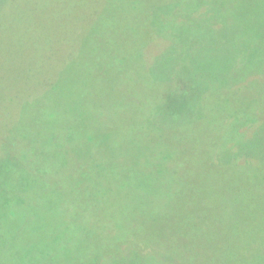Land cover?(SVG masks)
I'll return each instance as SVG.
<instances>
[{
  "label": "rangeland",
  "instance_id": "1",
  "mask_svg": "<svg viewBox=\"0 0 264 264\" xmlns=\"http://www.w3.org/2000/svg\"><path fill=\"white\" fill-rule=\"evenodd\" d=\"M6 1L0 0V6ZM118 1L125 2L121 6L122 9L109 11L110 16L105 18L106 21L102 19V25L97 19L88 32L87 24L95 9L85 5L83 0H49L48 2H53L52 5H63L67 9V19L58 16V22L52 23L48 32H45L46 26L32 25V29L37 33H26L18 27L20 22H8L11 17L31 18L33 0H9L0 15L5 24L12 27V32L9 33L14 34L16 43L19 44L15 45L16 48H0V203L7 200L11 206L3 208L0 204V210L7 209L12 216L4 223L1 222L3 225L0 227V233L4 235V240L0 244V264H4L3 255L8 256L3 254L5 248L17 245L19 249L11 252H17V256L21 255L18 253L24 248L29 249L28 264H155L156 258L164 260L166 256L170 261H175L174 264H214L208 257V252L211 251L209 249H196L194 252L197 255L193 256V252L190 257L188 248L184 250V257L168 251V243L156 241L146 246V243L134 239L138 237L132 233L129 232L132 235L130 236L114 227V214L102 221L93 210H98L100 216H103V213L108 215L103 211L105 203L96 205L88 196L83 199L86 202L89 200L91 205H86V208L92 212L83 207L81 212L76 213V217H69L67 209L77 205L76 201H73L74 197L82 200L84 195H77L74 191L83 187V184L81 181H72L70 176L73 175H67L65 181L68 191L72 189L75 195L63 189V184H60L57 176L53 177L52 184L58 186L56 189L62 200L59 202L64 204V208L56 209L58 218L51 220L53 230L49 232V227L45 225L47 213L42 214L39 207L25 203L29 201V197H42L37 194L39 191L35 193V186L37 182L44 185L50 181L43 177L38 179V173L35 172L36 162L45 165L47 173L50 174L49 161L53 158L54 150L61 159L57 166H53L55 170L63 166L64 175L65 169H68L67 174L76 172L78 174L75 175L78 176L81 173L80 176L84 175L85 185L99 177L100 182L95 185L96 189L109 182L113 176L111 173L118 175L124 169L126 173L131 172L129 167L136 168L141 177L144 174L140 178L144 180L149 170L148 159L153 161L155 166L161 163L159 166L166 168L172 178L183 176L185 173L182 169L190 166V173L184 176L185 182L179 184L188 188L189 192H183L179 196L180 189L175 192L178 184L173 179L170 190L161 188L163 193L168 194L163 196L167 199V214V205L171 203L168 208L169 214L171 213L169 216H172L173 210H177L179 214V206H184L188 201L195 205L209 201L204 197L207 194L204 186L206 183L201 180L205 165L210 168L207 176L212 180L213 176H217L212 169H219V173H223V168L232 160L242 159L243 156L250 160L259 158L257 163L264 162V81L258 79V76H239L232 91L212 93L211 102L206 104L207 99L201 97L210 94L205 95L206 87L200 83L201 77H204L201 73L206 71L200 69L201 61L213 63L217 60V55L224 52L227 59L234 51L239 50L242 43L232 44V38L242 35L246 38L247 46L264 47V33L260 31L264 15L243 9L240 0H165L167 8L170 9L168 13L172 15L162 20L163 27L171 31L177 30L180 34L175 36L192 40L196 49L190 50L188 69H178V65L172 62L166 64V72L161 68L162 53L158 52L152 67L154 71H157V75L167 78L170 69L176 76L161 82L159 86H152L147 62L145 65L136 58L137 54L145 51L143 46L146 43L149 46L148 42L155 38L156 33L152 38V35L144 34L149 28L142 27L141 30H144L141 31L136 30V27L138 28L143 19H149L151 23L153 13L149 10L152 8L150 3H158L159 0ZM255 1L258 2L255 8L260 12L258 4L264 0ZM189 3L199 5L197 9L189 12L184 10V5L193 6ZM18 7L19 12L11 15V8ZM144 8L147 9L149 18H142ZM99 15L104 17L106 13ZM41 18L39 12L35 19L41 23ZM43 27L46 36L38 34ZM255 29L260 30L256 32ZM7 35L6 32L5 36ZM145 36L147 39L143 41ZM175 36L170 35V39L175 40ZM40 52L50 55H42V58ZM166 52L169 60L179 54H168L169 47ZM32 53L34 60L30 58L31 62L23 58V55ZM236 56L226 60L228 66L234 65ZM238 61L239 57H236V63ZM151 62L150 59V64ZM261 68L264 69V65H261ZM250 72L252 75L253 71ZM78 77L83 84L76 81ZM139 79L147 81L143 83ZM80 86L83 89L82 100H77L76 97L71 99L73 92L79 91ZM149 87L158 88L156 95L153 90L152 97L148 95ZM182 92L195 96L188 105L183 103L180 107V115L182 114L183 118L175 127L192 129L183 138V147L176 149L182 150L181 152L167 149L162 154V142L156 138L162 134V130L155 124L157 130L148 128L146 123H153L152 108L158 109L155 116L160 119L161 109L172 104L169 97L177 98L178 93L181 95ZM227 100L230 102L223 104ZM196 103L199 105L198 109L203 104L204 110L191 108ZM62 110L64 112L61 114ZM192 116L194 117L191 118ZM187 117L189 118L184 120ZM198 128H202L203 134L207 135L211 134V130L213 132L218 129L219 133L223 134L212 143L208 141L209 145H212L210 147H213L212 158L204 152L208 143L199 144L207 142L208 139L198 138ZM242 136L247 137V142L242 147L234 146ZM79 138L82 139L79 141ZM85 139H89L88 142ZM253 149H256L261 157L253 155L250 151ZM188 151H191L190 154ZM175 160H178L177 164ZM246 175L254 181H262L263 204L259 200L257 201L260 204L245 200L242 205L245 213H249L250 209L254 210L251 215L257 216L255 219L259 221L258 228L261 231L264 229V170L251 166ZM192 185L204 186V190L191 195L194 192L191 189H195ZM62 190L64 194L61 193ZM117 192L115 188L114 193ZM68 194L71 197H68ZM120 196L121 194L116 196L115 201L107 204L109 212H115L117 199H122ZM229 197L230 200L233 199L232 194H229ZM243 197L247 199L246 193ZM54 200V196H51V201ZM44 201L46 202V199L43 197L40 202L45 203ZM190 204L186 206H191ZM261 204L262 208L259 209ZM19 207L21 217L18 219L13 211L19 210ZM136 209L141 208L136 206ZM255 219L250 217V220ZM0 220L3 221L2 211ZM94 221L104 228H110V235H103L100 230L103 228L92 227L90 223ZM125 221L128 224L129 219ZM262 236L264 240V233ZM243 240L246 242L247 238ZM247 244L253 249V244ZM236 245L235 243L234 246ZM241 253L240 255L245 257V252L241 250ZM178 256L185 260H179L176 258ZM214 256H219L217 251L216 255L210 257ZM251 257L259 258L255 254ZM216 260L218 261L217 257Z\"/></svg>",
  "mask_w": 264,
  "mask_h": 264
},
{
  "label": "trees",
  "instance_id": "2",
  "mask_svg": "<svg viewBox=\"0 0 264 264\" xmlns=\"http://www.w3.org/2000/svg\"><path fill=\"white\" fill-rule=\"evenodd\" d=\"M9 0L6 1V3ZM49 0H33L30 13H32L31 18L29 19H21V18H8L9 23L12 24L16 22V24H19V28L22 29L24 32H35L32 29V25H38V26H46L45 32H48V30L51 28V24L54 22H58V16L64 17L65 19L67 16V9L64 8L63 5H52L53 2H48ZM60 1V0H59ZM85 1V5L92 6L93 7V13L91 14L92 17L89 19L86 32L91 29V26L94 24L93 22H96L98 19L99 24L102 25V19L104 21L105 18H109L110 13L109 11H115L117 9H122L121 6L125 2H121L118 0H83ZM241 7L245 10H252L255 11L257 14L264 15V2L258 4V6L261 8L260 12H257L255 8V4L258 2L255 0H240ZM6 3L2 4L0 6V15H2V11L4 10V7ZM152 8L149 9L151 14L153 13L151 23L149 22V19H143L139 22L138 28L136 27V30H141L142 27L149 28L146 30L144 34L146 35H155V38L149 43L147 46H143L145 48L144 52H140L137 54L136 60L144 63L147 62V66L149 68V77L151 82L153 83L152 86H159V84L163 81H167L168 79L172 78L173 76H176L173 71L168 70V76L167 78H163V76L157 75V71H154L153 63L154 58H156V54L158 52L161 54V64L162 69L166 68V64H170L172 62L176 63L178 66V69L185 70L188 69V63L191 60L190 59V50L196 49L193 44L192 40L186 39V38H179L178 36L180 33L176 31L167 30L166 27H163L164 23L162 20L166 18H170L172 14H169L168 11L170 9L167 8V4L165 3V0H159L158 3L155 1L150 3ZM193 6H185L184 10H187L189 12L194 11V9H197V6L199 3H189ZM49 5V6H48ZM182 9V7H181ZM20 8H11V15L19 12ZM75 10V9H74ZM66 11V12H64ZM106 11V12H105ZM41 12V23L35 19V16ZM76 12V10H75ZM89 12V10H88ZM102 12L106 13L104 17L100 16ZM77 14H80L76 12ZM147 13V9H143L142 18H149ZM169 14V15H167ZM99 16V18H97ZM113 16V15H111ZM75 18V17H72ZM154 20H156L154 22ZM143 21V22H142ZM145 22V23H144ZM42 24V25H41ZM5 20L0 16V48L6 49L8 48H16V39L14 34L9 33L12 32V27L10 25H6L5 27ZM199 25V24H198ZM114 26L116 27V23H114ZM112 27V28H115ZM154 32H152V29ZM44 27L38 34L45 35L43 31ZM261 29V30H260ZM259 30L264 33V23L261 24V28ZM144 30V29H142ZM141 30V31H142ZM257 30V31H259ZM256 31V29H255ZM256 31V32H257ZM8 33L7 36H5V33ZM37 33V32H35ZM175 36V40L170 39V35ZM97 36V35H96ZM138 39V38H137ZM147 37L145 36L143 41H145ZM234 43L240 44L242 43L239 50H236L231 54L229 57L236 56L239 57V61L236 63V57L235 62L233 66H228L226 63V60L229 58H225V52L221 55H217V60L213 63H206L204 61L200 62V69H205V72H202L201 74L204 77H201V82L206 87L205 90H207V94H210V96H199L201 98L207 99L205 101V104L207 102H211V96L212 93L221 94L224 92H230L229 90H233L232 87H235V81L237 77L243 76L245 78L246 76H258L257 78L264 81V69L261 68V65H264V47H258L256 46H247L246 45V38L242 35L238 36L237 38H232ZM231 39V40H232ZM167 40V41H166ZM162 42H165V44H162ZM145 43V42H144ZM181 43L183 46H180ZM219 43V42H218ZM19 45V44H18ZM137 47V45H136ZM167 47H169L168 54L171 53H179L177 56L172 57L170 60L168 59L169 56L167 55ZM139 48H142V46H139ZM24 49V48H22ZM20 51V50H19ZM26 51H32V50H26ZM48 57L50 53H41L40 57L43 58V56ZM52 56V53H51ZM23 58L34 60L33 53L23 55ZM31 58V60H30ZM150 59L152 60L150 64ZM28 62V63H30ZM236 63V64H235ZM173 69V68H172ZM165 71V70H164ZM253 71V74L251 75V72ZM166 72V71H165ZM177 73V71H176ZM178 74V73H177ZM256 74V75H254ZM260 77V78H259ZM140 82L142 79H139ZM76 81L82 82L79 80V77L76 78ZM143 83L147 80H142ZM154 82H159L155 83ZM170 82V81H168ZM83 84V83H81ZM173 87V85H172ZM82 86H80L79 91L75 90L73 92L71 99H77L82 100V93L81 89ZM151 89V90H149ZM152 90L153 94L156 95L158 88H147V93L150 97H152ZM195 94H190L186 92H182L181 95L178 93V97L174 98L173 96L169 97V100H171L170 105L168 106H160L165 107V109H161L162 112H160L161 117L160 119L155 116V114L158 112V109H151V115L153 116L151 121L153 123H149L147 121L146 125L148 128L154 129V124L158 126L157 128H160L162 131H160L162 134H159V137H156L160 142H162V154L166 152L167 149L177 151V153L181 152L182 150H176L178 147L182 146L183 138L188 134V132L191 131L192 127L189 129H184V127H175L177 124H180L182 121L183 116L180 115V107L182 104H189V101L191 98H193ZM223 97V96H222ZM84 100V99H83ZM230 101H225V103H229ZM71 106V105H70ZM191 107V105H190ZM198 103L192 105L191 108H196L198 111H203L204 109L203 104L199 108ZM0 108L2 109V105L0 104ZM72 108V107H71ZM65 109V108H64ZM63 109V110H64ZM67 109H69V105L67 106ZM62 110L61 114L64 112ZM141 110V109H139ZM192 116L191 118H193ZM15 116L12 118L14 119ZM189 117L185 118L184 120L188 119ZM183 120V121H184ZM150 121V122H151ZM157 128H155L157 130ZM197 128V127H194ZM215 129V128H213ZM202 128H198V138L206 137L205 139H208L207 142H200L199 144L205 145L208 143V145H205L206 151L205 154L209 155L210 158H212V149L213 147H210L212 145H209V142L212 143L215 141L216 138L222 137L223 134L219 133V129L210 131L211 134H203L201 131ZM214 133V134H213ZM264 138V135H262ZM82 138H79V141ZM247 137H241L239 141L235 143L234 146L242 147L247 142ZM86 142H88L89 139H85ZM209 141V142H208ZM264 144V142H263ZM183 147V146H182ZM185 148V147H184ZM194 149V147H192ZM53 150V149H52ZM192 150V149H191ZM253 155H258L256 149L250 150ZM188 151L187 153L190 154ZM237 153V152H235ZM241 153V152H238ZM237 153V154H238ZM53 158L49 161V164L51 166L50 174L47 173V167L45 165H40L38 162H36L35 166V172L37 174L38 179L40 178H46V180H49L50 182L42 185V183L37 182L35 186V193L38 195H41L42 197H29V201L26 202V199L24 201L25 204L39 207L42 214L47 213V220L45 221V225L49 227V232H52L53 230V224L51 223V220H56L58 218V215L56 214V209L64 208V204L60 198L58 190L56 189L58 186H54L52 183L53 177L57 176L60 180V184L62 183V187L64 190H67L66 185V177L67 175H73L70 176V179L74 182L81 181L83 184V187L79 189H75L79 195L83 193L82 200L77 198V196L74 197L73 201H76L77 205L74 207H71L68 210L69 217H76V213L81 212V209L84 207L86 208V205H91L88 201L92 200L96 205H99L100 202L105 203V207L103 211L107 213L108 215L100 216L98 213V210H93L94 214L96 212L97 216L102 220L104 218H109L110 215H113L114 220V227L119 228L120 230L125 231L128 235L137 236L139 239V242L146 243V246L153 242H160V243H168L166 246L168 251L174 252L184 256L185 251L189 248L190 251V257L192 253L196 249H209L211 251L208 252L209 259L214 264H264V240L262 233H264V229L259 231L258 224L259 221H256L255 218L257 216L251 215L254 213L253 209L248 210L249 213H245L243 211V203L245 200L248 201H256L257 200L262 201V194H263V187H262V181H254L251 177L246 175V171L249 167L253 166L255 169H262L264 170V162L257 163L259 161L258 159H245L244 156L242 159H235L232 160L231 163H229L227 166L223 168V173H219L218 170H211L214 174L217 173L216 178L214 176L212 177V180L207 176L208 171L210 172V168L203 167L204 172L202 173L201 180L202 183H206L204 186L205 190L207 191V194L204 195L205 200L207 201L205 204H190L193 202H186L185 207L179 206V214L177 213V210H173L172 216H169V207L171 203H169L167 206L168 214L165 213L166 211V202L167 199H164V195H168L167 193H163L161 188L163 187L165 190H170L173 186L171 179H173L174 182H176L179 186L180 182L183 184L185 182L184 176L188 175L190 166L184 167L182 171L185 173L183 176L178 175L177 178H172L169 172H167L166 168H163L159 166L161 163H157L155 166L153 161H149L148 159V168L147 176L144 178V180H140L144 176L141 177V174L138 173L137 169L134 167L131 168V172L126 173L125 169L118 175L115 173L110 178L109 182L106 185H101L99 188H95V185L100 182V178L96 177L93 180L88 181L85 185L84 182V175L79 173L78 176L75 174H78L76 172H71L67 174V170L65 169V174L62 173L63 166H59L57 170L53 168L54 165L57 166V164L60 163L59 155L54 150V153H52ZM252 157V156H251ZM261 157V156H259ZM175 163H178V160H175ZM114 164V163H111ZM116 173H119L116 171ZM60 176H59V175ZM142 183V184H141ZM176 186L175 192H178L180 189L179 196L183 194V192H189V189L185 188L183 186ZM190 186V184H189ZM193 186V185H192ZM203 186V187H204ZM203 187L200 186H193L195 189H191V191H194L191 195L196 194V191H203ZM117 188V193H114V189ZM182 189V191H181ZM259 190L256 192V190ZM41 190V191H40ZM47 191V193H46ZM34 193V194H35ZM45 193V194H44ZM61 193L64 194V191L62 190ZM69 194H73L72 189H70ZM244 193H246V197L244 199ZM68 197H71L69 196ZM122 199H117V207L115 209V212L108 211L107 206L116 200V196L120 195ZM176 194V193H175ZM174 194V196H175ZM229 194L233 195V199L230 200ZM171 195V194H169ZM51 196H54L55 200L54 202L51 201ZM84 196L90 197L89 200L86 202L83 198ZM46 199L45 203H41L40 200L42 198ZM159 197H162L161 199ZM242 197V199H241ZM160 199V200H159ZM240 199V200H238ZM159 200V202H158ZM85 201V202H83ZM58 202V203H57ZM151 202V203H150ZM188 203L191 206H186ZM0 204L1 207H11L9 206V203L7 200L2 201ZM108 204V205H107ZM260 204V203H259ZM262 204L259 207V209L262 208ZM252 205V203H251ZM41 206V207H40ZM137 207H140L141 209H136ZM146 206V208L144 207ZM17 211H13L14 214H16V217L19 219L21 217V207ZM87 211L92 212V210H89L86 208ZM3 213V221L0 220V227L1 222H5L8 220L11 216V212L9 213L6 210L1 209ZM259 211V210H258ZM163 218H160L162 217ZM246 216V217H245ZM128 217V218H127ZM165 217V218H164ZM168 217V218H167ZM250 217L255 220H250ZM129 219V221H128ZM170 219V220H169ZM112 220V221H113ZM128 221L127 222L125 221ZM104 221V220H102ZM138 221V222H137ZM207 224V225H206ZM90 225L94 228H103L100 229L101 233L103 235H110V228H104L100 224H97L95 221L90 223ZM99 230V231H100ZM115 230V228L113 229ZM118 230V229H117ZM130 232V233H129ZM103 238V237H102ZM244 238H247V241L244 242ZM4 240V235L0 233V244ZM247 242H250V244L253 246L252 248L248 247ZM237 244L234 246V244ZM243 245V247H242ZM258 247V248H256ZM19 249V245L15 247H6L3 251V254H7L8 256H4L2 258V262L4 264H28L29 257V249L24 248L22 252H19L17 255V252L12 253L11 250ZM240 249V252H239ZM241 250L245 252L243 254L245 257H242L240 254ZM216 251L218 252L219 256L210 257L213 255H216ZM193 254V256H196L197 253ZM182 253V254H181ZM172 256H174L173 253H170ZM252 254L257 255L259 258L253 259L251 257ZM169 255V254H168ZM32 256V255H31ZM185 257V256H184ZM216 257L218 258V261L216 260ZM126 258V257H125ZM149 258V257H148ZM179 260H185L183 257H176ZM114 260V259H113ZM168 258V256L165 257L164 260H158L156 258V261H154L155 264H174L175 261H173Z\"/></svg>",
  "mask_w": 264,
  "mask_h": 264
}]
</instances>
